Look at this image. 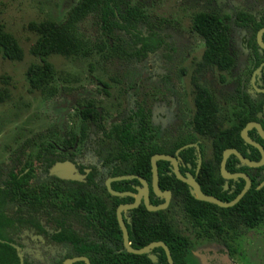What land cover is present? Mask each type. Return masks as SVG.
<instances>
[{"label": "trees", "instance_id": "1", "mask_svg": "<svg viewBox=\"0 0 264 264\" xmlns=\"http://www.w3.org/2000/svg\"><path fill=\"white\" fill-rule=\"evenodd\" d=\"M88 17H92L94 41L78 35L80 24ZM150 23L147 13L141 6L132 4V0H77L64 21L31 24L30 28L37 34V38L30 48V53L38 61L31 63L25 71L28 91L54 93L52 82L55 79V70L48 61L52 55L84 58L91 57V49H95L105 58L145 62L149 55H154L159 50L162 41L159 36H155ZM234 24L245 33L246 48L251 55V70L256 69L264 62V53L260 51L255 39L257 31L264 28V9L258 15L249 11H237ZM191 28L202 39L204 49L191 78L195 111L187 127L180 128L171 136L158 138L148 120L149 110L139 106L138 111L132 114L133 121L114 125L104 132L105 136L101 139L100 146H107L108 155L115 158L114 171L109 172L110 176L137 175L149 184L151 156L170 155L191 167L183 169L189 171L204 195L229 202L242 190L244 181L229 180L228 188L223 189L225 181L219 173L221 154L224 149L232 148L250 161L257 162L260 159L259 152L242 141L240 131L248 122L258 123L264 131V118L257 117L264 106V84L257 87L260 89L259 93L252 90V95L245 89V84L242 89L238 86L236 93L227 100L234 101L236 105L230 110V114L224 115L215 102L214 94L198 79L205 69L229 72L235 65L226 18L214 13L197 12L191 17ZM262 41L264 42V34ZM0 57L15 62L23 58V51L16 39L5 31L1 24ZM261 81L264 82L263 77ZM8 98L7 90L0 89V103ZM77 114L83 125L86 120L94 117L97 121L100 116L95 109L88 108H80ZM248 136L264 150V140L260 139L254 130L249 131ZM203 141L209 143L211 150L207 159H204L202 154ZM186 145H197L202 154L196 175H194L196 148H184ZM246 150H249V154ZM237 163L234 156H229L225 170L229 173L246 174L251 182L250 189L234 206L220 208L198 201L189 193L186 184L177 180L173 174L166 173L168 162L158 161L156 163L158 187L162 191L169 190L171 199L164 210L148 212L143 205L131 210L130 225L127 228L131 247L139 249L151 242H162L168 248L173 264H189L187 258L190 257L193 246H190L192 241L184 235L185 231L193 229L198 233L202 230L204 236L213 238L214 235L229 236L242 228L253 229L263 224L264 165L250 168L245 165L237 167ZM130 183L138 184L136 180H127L114 183L113 188L124 184L126 186L124 189L132 192L133 190L129 188ZM117 202L130 203L131 198L126 197ZM149 203L155 206L161 204L162 199L150 196ZM113 212V210L108 212V222L114 223ZM115 228L117 230L114 236L115 246H93L91 250L82 253L87 256L90 264H167L161 248L155 249L159 254L153 255L154 260L149 259L147 254L134 255L125 251L122 254L118 253L120 232L116 221ZM182 244L188 246H178ZM14 253L10 246L0 244V264H16Z\"/></svg>", "mask_w": 264, "mask_h": 264}, {"label": "rangeland", "instance_id": "2", "mask_svg": "<svg viewBox=\"0 0 264 264\" xmlns=\"http://www.w3.org/2000/svg\"><path fill=\"white\" fill-rule=\"evenodd\" d=\"M76 1L0 0V24L23 51L19 62L0 57V89L5 88L9 95L0 103V162L6 164L8 151L3 148H14L12 140L18 132L53 133L70 127L78 130L77 110L87 102L99 109L105 128L123 122L140 106L149 110L150 121L157 129L156 137L175 134L185 125L175 122L170 111L175 109L177 100L180 107H187L192 114L191 78L203 50L201 40L190 32L191 15L197 11H215L227 14L232 20L237 11L253 12L264 5V0H132V4L143 8L155 28L158 27L168 46L174 48L169 58L165 49L143 63L105 58L95 49H91V57L84 58L52 55L48 61L55 70L54 93L29 92L25 71L38 61L30 53L37 38L30 25L64 21ZM229 25L236 65L228 73L204 70L198 79L216 95L219 104L229 99L228 94L237 83L243 82L251 94L245 75L251 63L248 51H243L241 44L243 33L232 21ZM94 33L92 17H88L80 24L78 35L94 41ZM241 55L242 60L246 59L243 65ZM221 78H224L223 83ZM89 141L84 144L88 145ZM203 144L207 156L209 143L203 141ZM87 161L96 162L90 155ZM248 232H252L253 243L246 248V254L254 263L256 255L261 254L264 259V223ZM259 262L264 264V260Z\"/></svg>", "mask_w": 264, "mask_h": 264}, {"label": "flooded vegetation", "instance_id": "3", "mask_svg": "<svg viewBox=\"0 0 264 264\" xmlns=\"http://www.w3.org/2000/svg\"><path fill=\"white\" fill-rule=\"evenodd\" d=\"M263 9L264 5L259 6L253 12H249L258 15ZM197 12H208L217 14V16H224L229 26V31V23L232 21L234 24L236 14L235 12L231 20V17L227 14H220L215 11ZM150 27L155 32V36H159L162 41L160 42L159 50L154 55H149L146 61L155 57L162 49L168 51L167 58H169V55L174 53V48H170L168 42L164 41V36L157 30L158 27L155 28L152 23H150ZM189 28L190 32L197 36L203 45L202 39L192 31L191 25ZM242 33L245 40L246 37L243 30ZM243 37L241 38L243 51H248L247 58L250 60L251 55H249V50L246 48V43L243 42ZM242 59L243 55H241L240 59L243 65L246 59ZM251 67L252 64H250V68L245 75L251 87L252 95V90L257 93L260 92L257 87L264 84L261 81L264 75L262 72L260 75H256L254 85H252L253 73L259 66L253 70H251ZM221 80L224 82V78ZM243 85V82L237 83L233 87L232 92L228 94L229 97L236 93L238 86H241L240 89H242ZM227 100H224L223 104H219L217 97H215V102L224 115L227 112L230 114V110L236 105L234 101ZM175 102H177L175 109L170 111V113L175 122L187 127V123L195 111L194 102L192 100L193 111L191 115V111L187 107H180L178 101L176 100ZM82 108L95 109L100 113L99 109L95 108L90 102H87ZM138 109L139 107L127 119L117 125L133 121L134 118L131 119L132 114L137 112ZM260 113H262V116L258 118H264L263 110ZM148 117H150L149 112ZM78 120L79 125L76 131L70 127L68 130L53 133L18 132L12 140L14 148H3L8 151V154L6 164L0 162V244H5L14 249L16 264H65L66 261L75 258H87L82 253L91 250L93 246L113 247L115 246L114 236L117 232L115 221L120 232V244H118L120 248L117 252L120 254L123 251L126 252L116 217L117 208L124 204L117 201L129 197L131 198L130 203H132L135 198L134 195L137 194L136 188L141 187L140 182L137 179H130L138 182V184H129V188L133 190L131 192L124 189L126 187L124 184L113 188L114 183L127 180L111 181L110 188L112 191L119 194L130 193L132 196L111 195L107 189L106 182L110 178L119 177L109 175V172L113 173L116 161L114 157L108 155L107 146H100L101 139L105 136V131H108L111 127L105 128L101 115L98 116L97 121L94 117L90 118L89 121L86 120L84 125L79 117ZM148 120L154 133H156L157 129L152 125L150 118ZM255 134L258 136L256 131ZM89 139L88 145H85V141ZM210 153L211 150L209 148V154L206 156L204 148L203 158L207 159ZM246 153L249 154V150H246ZM198 154L200 155V160H202L201 152L199 149H195L196 166L194 175L197 174L199 169H197ZM86 155L93 157L96 162H88ZM83 157L86 158L83 159ZM118 165L121 166L119 162ZM240 165L238 161L237 167ZM177 166L179 172L181 171V175L189 173L188 170L183 169L184 167L191 169L188 164H184L179 158H177ZM172 169V165L168 162L166 173L172 174ZM148 188V198L150 196L156 197L151 189V181L148 184ZM140 205L143 204L140 203L138 206ZM111 210L114 211V223L108 222V212ZM130 213L131 210L122 212L126 230L130 225ZM253 229L242 228L239 232L231 233L229 236L219 237L214 235L213 238L204 236L202 230H199L198 233L194 232L193 229L185 231L184 235L192 241L190 246H193L190 250V257L187 258L188 263L263 264L259 262L264 260L261 259V254L256 255L254 263L251 262L246 254V248L252 246L253 243L252 235L250 234L252 232H248V230ZM178 246L188 245L182 244ZM16 248L19 250V255ZM157 248L160 247L151 249L150 253H145L149 259L151 255L159 254V252L155 251ZM153 251H155V254ZM166 263L168 264L167 259ZM71 264L85 263L79 260L73 261Z\"/></svg>", "mask_w": 264, "mask_h": 264}, {"label": "water", "instance_id": "4", "mask_svg": "<svg viewBox=\"0 0 264 264\" xmlns=\"http://www.w3.org/2000/svg\"><path fill=\"white\" fill-rule=\"evenodd\" d=\"M263 34H264V28H261L257 31L256 36H255L256 44L258 45L260 51H264V42L262 41V35ZM261 72L264 75V63L261 64L254 71L253 76H252V85H254L255 76L260 75ZM261 116H262V113H259L257 115V117H261ZM263 116H264V106H263ZM251 130H255L257 132L258 136L260 137V139H262V140H264V131L262 130L261 126L256 122H248L240 131V138L242 139V141L245 144L255 148L259 152L260 159L257 162L250 161V160L246 159L237 150L232 149V148L224 149L222 151V154H221V161L219 164V173H220L221 178L225 181L223 189L224 190L227 189V187H228L227 181L228 180L242 179L244 181V186H243L242 190L239 192V194L233 200H231L229 202H222L215 197L204 195L201 192L199 185L194 180V178L191 174H189V173H186L185 175L180 174V172L178 170V166H177V158L174 156L172 157L170 155H165V154H155V155H152L150 158L151 189H152V192L154 193V195L156 197L163 200V202L161 204L154 206V205H151L149 203L148 184L146 183V181L144 179H142L141 177H139L137 175H122L119 177H114V178L108 179L106 182L107 189L111 195H116V196H128V195L132 196V194H130V193H121V194L115 193L110 188V182L111 181L137 179L141 185V187L136 188L137 194L134 195V197H135L134 201L130 204L120 205L116 210V217H117L118 225L120 227V231L122 233V241H123V245H124L126 252L134 254V255H141V254L149 253L150 250L153 248L160 247L164 251V254H165V257L167 259L168 264H173L169 250L166 247V245L162 242H151L142 248L133 249L129 245L128 233H127V230L125 228V224H124L123 217H122V212L135 209L138 207V205L140 203L143 204L144 208L148 212H156V211L164 210L167 208V206L170 202V199H171V193L168 190L162 191L158 187V172H157V165H156V163L158 161L169 162L173 168L172 174L175 176V178L177 180H179L180 182H182L188 186L189 193L191 195H193L198 201L210 203V204L216 205L217 207H220V208H229V207H232L235 204H237L239 202V200L245 195V193L250 189L251 182H250L249 177L246 174H243V173H232L231 174L225 170V164H226L228 157L234 156L237 158V160L239 161V163L241 165H245V166L250 167V168H259V167L264 165V150L258 143H256L254 140L249 138L248 132ZM187 147H195L196 150H198L197 145H186L184 148H187ZM200 163H201L200 155L198 154L197 169L200 167ZM16 250L18 251V255H19L18 248H16ZM150 259L154 260V257L151 255ZM79 260L83 261L85 264H90L88 259L85 257H79V258H75L72 260H68L65 262V264H71V262L79 261Z\"/></svg>", "mask_w": 264, "mask_h": 264}]
</instances>
